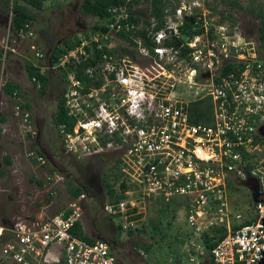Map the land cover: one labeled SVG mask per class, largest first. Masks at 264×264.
<instances>
[{
    "label": "built area",
    "instance_id": "1",
    "mask_svg": "<svg viewBox=\"0 0 264 264\" xmlns=\"http://www.w3.org/2000/svg\"><path fill=\"white\" fill-rule=\"evenodd\" d=\"M163 1L166 8L158 30L156 20L149 19L147 26L140 18L135 25L126 6L114 7L109 11L110 19L103 22L106 34L79 37L78 44L51 66L49 62L45 66L32 63L40 76L47 71H67L72 63L79 65L90 59L94 46L98 50L103 45L107 48L122 31H142L153 44L149 49L141 36H131L136 46L127 47L133 55L118 56L122 66L110 64L115 54L103 53L101 62L83 71V76L97 85H86L74 71H67L64 108L75 125L71 132H66L64 125L58 127L62 150L77 160L109 155L114 160L127 188L119 193L118 201H107L103 211L119 219L122 231L129 230L139 217L137 210L150 198L167 204L179 199L195 251L205 250L204 234L210 238L224 235L209 250L213 264H261L264 59L257 56L237 26L230 28L210 18L200 0ZM189 18L194 20L187 27ZM5 29L3 62L7 55L15 54L20 43L33 37L30 24L13 31L9 20ZM29 50L35 60L44 58L34 45ZM137 58L149 60L158 71H139L134 64ZM103 63L110 66L102 68ZM226 64L241 69L223 75ZM3 77L1 71L0 98L6 103L0 100V117L2 107L9 106L13 122L4 115L1 137L12 136L16 126L23 138L35 140V127L21 93L6 94L9 81ZM29 82L40 89L36 76ZM200 102L206 106V114L204 121L196 123L192 105ZM24 157L31 167L45 169L42 180L30 181L43 187L48 201L30 210L23 211L22 206L16 213L8 208L5 215H0V264H116L107 242L98 238L87 242L72 233L79 223L85 234L86 194L70 197L66 190L68 201L56 213L48 214L66 178L58 170L48 169V158L37 149L25 152ZM4 176L0 178V194L4 193ZM233 179L258 186L257 203H253L255 219L243 220L240 214L231 212L226 188ZM3 210L0 206V213Z\"/></svg>",
    "mask_w": 264,
    "mask_h": 264
},
{
    "label": "rangeland",
    "instance_id": "2",
    "mask_svg": "<svg viewBox=\"0 0 264 264\" xmlns=\"http://www.w3.org/2000/svg\"><path fill=\"white\" fill-rule=\"evenodd\" d=\"M189 1L191 0H185V2ZM81 2L82 0H48L41 11L32 9L36 15L35 22H32L33 37L20 43L15 54L6 56L5 62L1 57V41L6 29L0 27V72L4 71L5 81L13 82L19 86L24 102L33 100L32 96L36 93V91L35 93L31 92L33 87L27 79L25 63L29 61L39 66H45L48 62L46 55L50 47L75 36L87 35L90 33V28L98 22L96 18L83 15L80 12ZM233 2H237L240 7H232ZM200 3L205 11L210 12V18L216 23L227 24L230 28L237 26L238 31L247 37L251 46L256 49L257 56L264 59V47L260 46L257 32L260 20L252 17L249 13L251 9L264 13V0H200ZM145 8L146 5L143 3L135 6V9ZM43 32L45 35L42 34ZM44 36L50 40L45 41ZM32 45L39 53L43 54L42 60L34 59L33 53L29 50ZM127 47V42L112 38L107 44V48L115 56L112 63H109L122 66L118 62V56L123 55L122 49H127ZM110 64L103 63L102 68L110 66ZM134 64L139 68V71H158V68L147 59L137 58ZM51 72L53 73L48 75L60 73L58 70ZM54 76L57 75L54 74ZM65 87L67 91L68 88ZM0 100L6 103L4 98H0ZM40 103L46 106L50 100L43 99ZM72 105L73 101L70 102V106ZM3 107L2 114L7 115L8 121L13 122L11 107L6 106L4 109ZM55 109L54 105L50 107L49 114L54 113ZM73 109H76V105L73 106ZM43 125L44 138V135L46 136L44 131L47 133L50 125L46 120ZM57 130L59 129L57 128ZM57 130L55 143L50 147L44 146L42 151L48 157V169L58 170L66 179L60 186L54 204L47 210L48 214L56 213L68 201L66 192L68 183L81 185L85 188L88 196L83 202L85 234L90 238L110 242L115 231L110 227L111 221L103 211L102 202L105 200L106 203L108 200L105 198L101 179L108 174L110 168H115L114 160L110 155L77 160L72 155L63 153L60 148L62 140L57 138L59 136ZM260 144H263L264 153V141H261ZM35 145L38 146L36 140L23 138L16 131V126L13 127L12 136L4 134L0 138V168L5 171V179L1 182L4 189V193L0 194L1 210L6 207V210L9 208L10 213H16L22 206H24L22 209L24 211L34 208L35 205L43 204L45 206L47 203L48 198L43 187L30 181L31 178L42 180L45 169L31 167L24 157L25 152L33 150ZM5 156L10 158L11 165L4 163L3 157ZM236 181L233 179L232 185H227L226 188L231 212L240 214L243 220L255 219L254 206L248 190L253 184L251 181L240 183ZM175 201H179V199H175ZM165 207H167V203L160 199L150 198L141 209L137 210L139 217L128 230L133 234L127 236L128 231H123L118 245L114 246V249L111 248L116 262L121 264H196V262L203 264L200 256L201 254L207 255L209 252L205 250L198 252L191 246L190 241L195 242V240L190 236V229L186 224L183 210L180 209V206H176L173 216ZM168 207L171 210L173 205L170 204ZM191 258L193 262L190 261Z\"/></svg>",
    "mask_w": 264,
    "mask_h": 264
},
{
    "label": "trees",
    "instance_id": "3",
    "mask_svg": "<svg viewBox=\"0 0 264 264\" xmlns=\"http://www.w3.org/2000/svg\"><path fill=\"white\" fill-rule=\"evenodd\" d=\"M47 1L48 0H0V27L1 29H5V26L9 20H11L13 31H16L22 28L25 24H29L30 22L31 23L35 22L36 15L32 12V9L41 11L44 8V5ZM140 3L145 4L146 8L133 10V8ZM123 6H126L128 8L129 20H131V22H134L135 25H138L140 20L143 18V23L148 26L149 25L148 20L154 19L157 21V26L155 29L158 30L161 28V25H162L161 21L164 15V9L166 8V2H164L163 0H82L81 5H80V12L83 15L91 16L98 20V22L90 28V34H94V33L106 34L107 29H106V26L103 25V22L108 21L110 19L111 17V14L109 12L110 9L114 7H123ZM231 6L234 8L240 7L237 2H233ZM249 13L251 14L252 17L260 20L259 26L257 28L258 39L260 41V46L264 47V13L260 10L257 11L254 9L249 10ZM186 20H187L186 26L188 27V24L192 23L194 19L189 18ZM42 34L45 35V32H43ZM138 35L141 36L143 39H145L144 46H146L149 49L153 46V44L149 40H146L145 38L146 34H144L142 31H137V32L129 31L127 33L122 31L118 34V38L127 42L128 46L134 47L136 46V43L133 42V40L131 39V36H138ZM79 37L80 36H75L71 39L65 40L64 42L60 44H57V45L55 44L52 47H50L47 52L48 60L51 61L52 64H55L56 62H58L59 58L67 50L73 49L78 44ZM44 39L47 42L48 40H50L49 38L47 39L45 36H44ZM174 46L177 47V44H174ZM122 52L130 53L131 55H133V52L128 49H122ZM103 53H106L109 56L113 55V52L107 50L105 45H103L102 50H98L94 46V52L90 59L82 62L79 65L72 63L70 66L67 67L66 70L74 71L75 77L81 80L86 85H97L96 83L89 80L87 77H84L83 71H85L86 69L90 67H94L98 62H101ZM238 68L241 69V66H238L237 68H235V66L231 64H226L221 73L223 75H228L231 73L235 74L237 73L236 70H238ZM25 71H26L28 80H30L34 76L37 77V79L39 80L40 86H41V88L38 91L40 92L41 97L44 96L45 89L48 83V79L45 76L38 75V69L35 66H33V64L29 61L25 63ZM59 71L62 74V78L64 82L67 83L66 82L67 71H63L62 69H59ZM34 88H36L35 85H34ZM14 91H16L18 95H20L19 86L13 82H8L5 87V93L8 95H11ZM205 103H208V102H205ZM24 106L28 110L30 109V106L27 102H25ZM203 107H206V106H203V102L192 105V111L195 114H197L196 120H194L196 123L204 121L203 118H204V114L206 113L203 112ZM207 113H208V106H207ZM0 121L5 122L4 115L0 117ZM207 122H209V119H207ZM55 125L57 128L60 125H64L66 132H71L73 129V126L75 125V120L72 117H69L67 115V111L64 109V99L63 98L59 102V107H58L57 114L55 117ZM58 137L59 139L62 138V136H58ZM0 138H1V131H0ZM60 148L62 149V147ZM3 161L6 165L11 164L10 158L8 156L3 157ZM4 175H5V171H3L0 168V178L3 177ZM101 184L105 192V198L106 200L110 202H115L121 199V194L119 193H121V191L127 188L126 184L121 179V175L116 171L114 167L110 168L108 174L102 177ZM227 185L231 186L232 183L228 182ZM67 192L70 195V197H78L79 195H82L83 193H85L87 196L85 188L81 185H72L68 183ZM104 203H105V200L102 202V207ZM168 204L173 205V208H172L173 210L169 209ZM168 204H167V207H165V209L170 211V213H172L174 216V213L176 212L175 207L180 206V202L172 200ZM6 213H7V210L5 207V209L3 210V213H0V215L3 216ZM108 218L112 222V224L115 226L114 237H121L123 231L119 225V219L117 217H110V216H108ZM249 222H250L249 220L246 221V223H249ZM72 233L76 237L84 241H87V242H92L94 240V238L88 237L86 234H84L81 231V226L79 223L76 224ZM132 234L133 233L131 231L127 232V236H130ZM223 236L224 235H221L219 237L210 238L208 235L204 234L203 244L205 247V251L209 252V250L212 249L217 244V242L223 238ZM107 243L111 247L110 242H107ZM116 264H121V263L116 262ZM211 264H213L212 261H211Z\"/></svg>",
    "mask_w": 264,
    "mask_h": 264
},
{
    "label": "flooded vegetation",
    "instance_id": "4",
    "mask_svg": "<svg viewBox=\"0 0 264 264\" xmlns=\"http://www.w3.org/2000/svg\"><path fill=\"white\" fill-rule=\"evenodd\" d=\"M49 73H53V72L47 71V72H45V75H44L48 79V83H47V86L45 89L44 96L41 97L40 92L38 90H36V88H34V86L30 83L33 87L32 89L34 90V91L31 90V92L35 93V91H36V93L33 95L34 97L32 96L33 100L31 99V100H28L29 102H27L30 106L29 113L31 116V121H32V123L35 127V131H36L35 140L38 143V146L40 147L41 150L36 145L33 146V148L37 149L42 154H44L42 151V148H44V146L48 145L50 147L55 143V140H56L55 132L57 130L56 129L57 127L55 125V117H56L57 110L59 107V102L62 98L64 99V94L66 91L65 86H67V84L64 82V80L62 78L61 73H59V74L54 73L57 75L56 77L54 76V74L48 75ZM27 79H28V77H27ZM43 99L44 100L49 99L50 103L46 106L42 105V103H40V101ZM53 105L56 107V109H55L54 113L49 114L48 110ZM43 114H45V115H43ZM67 115H68V112H67ZM44 120L48 121L50 126H49V131H47V133H46V131H44V134H46V136L44 135V138H43V127H44L43 122H44ZM57 138H59V137H57ZM110 227H112L115 231V226L111 222H110ZM114 235H115V232H114ZM119 240H120V237L118 238V237L113 236L112 239L110 240L111 248L114 249V246L118 245Z\"/></svg>",
    "mask_w": 264,
    "mask_h": 264
},
{
    "label": "water",
    "instance_id": "5",
    "mask_svg": "<svg viewBox=\"0 0 264 264\" xmlns=\"http://www.w3.org/2000/svg\"><path fill=\"white\" fill-rule=\"evenodd\" d=\"M49 66H51V61H49ZM262 136H264V133L261 134ZM249 192H250V198H251V201L252 203H257V196H258V186H253L249 189ZM263 223H264V220H263ZM261 264H264V259L262 260V263Z\"/></svg>",
    "mask_w": 264,
    "mask_h": 264
},
{
    "label": "crops",
    "instance_id": "6",
    "mask_svg": "<svg viewBox=\"0 0 264 264\" xmlns=\"http://www.w3.org/2000/svg\"><path fill=\"white\" fill-rule=\"evenodd\" d=\"M30 24H32L31 22H30ZM33 25V24H32ZM25 41H27V40H25ZM21 93V92H20ZM237 180V179H236ZM237 183H240L241 181L240 180H237L236 181ZM231 183V182H230ZM249 190V189H248ZM249 196H250V192H249ZM200 259L201 260H203V264H211V261H212V259H211V257H210V255L209 254H207V255H203V254H201V256H200Z\"/></svg>",
    "mask_w": 264,
    "mask_h": 264
},
{
    "label": "clouds",
    "instance_id": "7",
    "mask_svg": "<svg viewBox=\"0 0 264 264\" xmlns=\"http://www.w3.org/2000/svg\"><path fill=\"white\" fill-rule=\"evenodd\" d=\"M30 24V23H29ZM31 25V27H32V24H30ZM46 58H47V55H46ZM47 61L49 62V60H48V58H47ZM52 64V63H51Z\"/></svg>",
    "mask_w": 264,
    "mask_h": 264
}]
</instances>
